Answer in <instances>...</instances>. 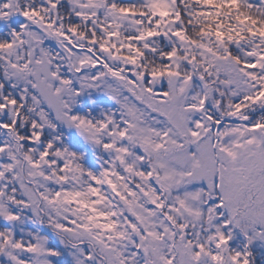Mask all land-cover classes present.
I'll list each match as a JSON object with an SVG mask.
<instances>
[{"label":"snow or ice","instance_id":"1","mask_svg":"<svg viewBox=\"0 0 264 264\" xmlns=\"http://www.w3.org/2000/svg\"><path fill=\"white\" fill-rule=\"evenodd\" d=\"M0 264H264V0H0Z\"/></svg>","mask_w":264,"mask_h":264}]
</instances>
